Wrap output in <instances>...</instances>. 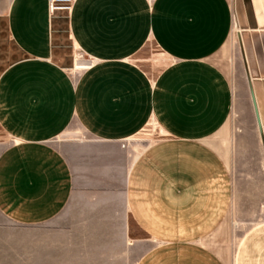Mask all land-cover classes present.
Segmentation results:
<instances>
[{"label": "crops", "instance_id": "obj_1", "mask_svg": "<svg viewBox=\"0 0 264 264\" xmlns=\"http://www.w3.org/2000/svg\"><path fill=\"white\" fill-rule=\"evenodd\" d=\"M63 16L49 0L0 14L22 56L0 75V216L40 227L94 206L151 243L135 264H222L207 238L264 214V162L233 173L222 62L238 25L264 161V0H74L70 39L92 61L75 70L59 60ZM150 44L161 58L144 68ZM151 123L159 137L140 139ZM236 264H264V220Z\"/></svg>", "mask_w": 264, "mask_h": 264}, {"label": "rangeland", "instance_id": "obj_2", "mask_svg": "<svg viewBox=\"0 0 264 264\" xmlns=\"http://www.w3.org/2000/svg\"><path fill=\"white\" fill-rule=\"evenodd\" d=\"M7 1L0 0V14L4 13ZM60 12L64 16L61 19L59 60L73 70L74 62H79L81 56L70 39L67 25L69 12ZM243 56L242 29L236 25L227 54L222 60L225 72L237 88L230 122L231 143L235 152L232 158L236 161L232 163V168L236 177L247 173L257 175V172L250 170L264 162L260 128L248 81L250 77L247 75ZM21 57L20 51L9 37L5 18L1 17L0 75ZM160 58L157 48L150 44L136 60L139 65L147 68ZM139 137L143 140L157 139L159 128L151 123ZM5 140L0 130V141ZM241 152L243 155H239ZM108 215V212L100 211L94 206H84L83 209L72 206L57 221L40 227L10 224L0 216V264H135L151 243L144 235L139 234L129 220L125 221L128 232L123 235L122 221L103 218ZM263 220V213H255L250 218H230L224 221L221 232L208 237L205 244L222 264H236L244 236Z\"/></svg>", "mask_w": 264, "mask_h": 264}, {"label": "built area", "instance_id": "obj_3", "mask_svg": "<svg viewBox=\"0 0 264 264\" xmlns=\"http://www.w3.org/2000/svg\"><path fill=\"white\" fill-rule=\"evenodd\" d=\"M49 1H50V11L52 14H54L55 12H58V11L70 12L72 9V4L74 2V0H49ZM78 60L79 61H82V60L86 61L89 64L87 68H89L91 66L92 61L89 59H86L84 56H81V58H79ZM76 61L74 62L73 70H75ZM125 146L126 145H123V147H125Z\"/></svg>", "mask_w": 264, "mask_h": 264}, {"label": "bare ground", "instance_id": "obj_4", "mask_svg": "<svg viewBox=\"0 0 264 264\" xmlns=\"http://www.w3.org/2000/svg\"><path fill=\"white\" fill-rule=\"evenodd\" d=\"M88 63L86 62V61H83V62H76V64H75V68L76 69H80V68H85L86 66L88 67ZM86 67V68H87Z\"/></svg>", "mask_w": 264, "mask_h": 264}, {"label": "water", "instance_id": "obj_5", "mask_svg": "<svg viewBox=\"0 0 264 264\" xmlns=\"http://www.w3.org/2000/svg\"><path fill=\"white\" fill-rule=\"evenodd\" d=\"M258 124H259V128H260V133H261V135L263 134V129H262V126H261V124H260V122L258 121Z\"/></svg>", "mask_w": 264, "mask_h": 264}]
</instances>
